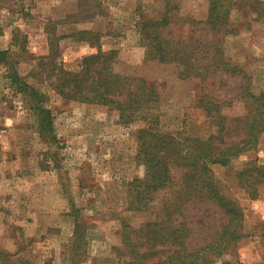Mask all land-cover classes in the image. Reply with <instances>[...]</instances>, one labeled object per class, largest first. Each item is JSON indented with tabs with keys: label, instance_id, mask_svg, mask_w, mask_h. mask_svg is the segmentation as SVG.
<instances>
[{
	"label": "rangeland",
	"instance_id": "1",
	"mask_svg": "<svg viewBox=\"0 0 264 264\" xmlns=\"http://www.w3.org/2000/svg\"><path fill=\"white\" fill-rule=\"evenodd\" d=\"M167 1L0 0V31L16 44L8 55L14 66L0 63V247L15 255V264L16 260L17 264H126L124 222L138 227L159 211L157 203L148 211L127 209L126 183L143 174L136 156L138 130L144 122L125 124L106 106L66 102L51 86L54 60L77 70L83 58L98 48L62 38L55 44V59L49 61L42 52L31 50L30 34L44 29L55 39L85 29L100 33L103 50H118L122 68L159 87V129L190 136L214 131L206 113L195 106L203 89L200 81L183 80L177 65L149 59L142 44L137 22L143 16H160ZM236 3L231 18L239 32L226 37L225 52L251 76L254 90L264 91V19L257 20L244 0ZM170 4L176 7L173 13L182 17L203 21L209 14L210 0H171ZM186 28L173 27L170 33L184 35ZM13 72L46 95V105L55 114V139L39 131L32 102L9 78ZM232 81V87L219 94L237 97L226 113L241 116L246 108L238 98L240 79ZM243 163L236 160L232 168L214 169L224 189L245 210H255L256 204L249 206L238 190L235 172ZM188 214L195 229L192 245L201 243L204 225L219 227L223 219L214 212L204 216V208L199 207ZM261 219L251 215L249 236L225 260L264 264Z\"/></svg>",
	"mask_w": 264,
	"mask_h": 264
},
{
	"label": "trees",
	"instance_id": "2",
	"mask_svg": "<svg viewBox=\"0 0 264 264\" xmlns=\"http://www.w3.org/2000/svg\"><path fill=\"white\" fill-rule=\"evenodd\" d=\"M235 1L210 0L208 17L201 21L173 13L176 7L168 0L160 16H143L137 22L149 59L175 64L181 79H197L203 85L195 106L206 113L214 128L206 136L159 129V87L122 68L118 50H103L100 33L85 29L49 37L50 54L45 56L49 61L55 59V44L65 37L98 48L97 53L83 58L77 70L52 62L55 79L51 86L64 101L103 105L116 111L125 124H145L138 130L136 156L143 174L126 183L127 209L143 212L157 203L159 211L153 220L138 227L124 222L122 254L128 257L126 264H242L224 257L249 236L245 208L224 189L214 168H232L241 155L258 148L264 134V91L254 90L251 76L225 52L226 37L239 32L231 18ZM244 2L257 20L264 19V0ZM173 27L180 31L187 28L184 35L176 37L170 33ZM8 55V50L0 51V63L12 67ZM9 78L32 102L29 106L37 115L39 131L55 139V114L46 105V95L18 72ZM235 79H240L238 98L246 108L241 116L226 113L237 97L219 94L226 86L231 88ZM235 176L238 187L257 200L264 185V164L258 159L244 162ZM192 207L204 208V216L214 212L223 217L219 227L204 225L201 243L193 245L195 229L188 214ZM14 256L0 247V264H15Z\"/></svg>",
	"mask_w": 264,
	"mask_h": 264
},
{
	"label": "crops",
	"instance_id": "3",
	"mask_svg": "<svg viewBox=\"0 0 264 264\" xmlns=\"http://www.w3.org/2000/svg\"><path fill=\"white\" fill-rule=\"evenodd\" d=\"M49 37H50V34L44 29L41 31L30 34L29 38L32 42L31 47H30L31 50H33L34 52H38V53L42 52L46 56L49 55L50 54ZM35 39L40 41L39 45H36V43L34 42ZM64 39L68 42L69 41L74 42V40L71 39L70 37L69 38L66 37ZM14 47H15V45L13 43V40L9 39L7 34L4 35L0 31V51L8 50L9 54H11L13 52ZM87 47H89V50L92 49V47H90V45H87ZM252 159H258L260 161V163L264 164V134L261 137L260 144H259L258 148L256 150H252V151H249L247 153H244L243 155L240 156V158L238 160H241V162H247V161L252 160ZM238 190L240 192H242L243 194H245L244 197H245L246 202H248L249 206H251L252 204H256V206L253 207V208H255V210H251V209L245 210V214H246L245 225H246V227L249 226V220H250L251 215H253V213L256 214L257 216H260L262 218L261 220H264V185H262L260 187V190H259L260 195H259V198L257 200H252L245 190H243L239 187H238ZM262 222H264V221H262ZM262 236L264 237V235H262ZM262 239H264V238H262ZM262 242H264V241H262Z\"/></svg>",
	"mask_w": 264,
	"mask_h": 264
}]
</instances>
